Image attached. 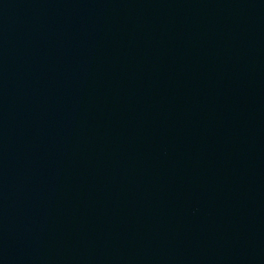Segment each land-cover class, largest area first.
I'll use <instances>...</instances> for the list:
<instances>
[{"label": "water", "instance_id": "1", "mask_svg": "<svg viewBox=\"0 0 264 264\" xmlns=\"http://www.w3.org/2000/svg\"><path fill=\"white\" fill-rule=\"evenodd\" d=\"M0 264H264V0H0Z\"/></svg>", "mask_w": 264, "mask_h": 264}]
</instances>
